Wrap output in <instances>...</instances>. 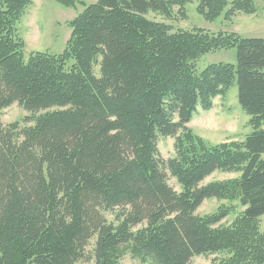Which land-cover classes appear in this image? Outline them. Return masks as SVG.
I'll return each mask as SVG.
<instances>
[{
    "label": "trees",
    "instance_id": "16d2710c",
    "mask_svg": "<svg viewBox=\"0 0 264 264\" xmlns=\"http://www.w3.org/2000/svg\"><path fill=\"white\" fill-rule=\"evenodd\" d=\"M57 1L85 5L65 49L26 59L16 26L32 1L0 0V110L18 103L33 122L0 119V264H120L125 246L144 264L220 252L230 254L220 264H264V38L148 17L186 18L191 0ZM198 11L213 21L257 7L198 0ZM232 47L237 65L197 71L203 55ZM235 78L254 131L208 145L187 124ZM161 136L176 137L174 157L161 156ZM218 170L241 175L202 184ZM209 198L244 209L216 226L233 205L198 215Z\"/></svg>",
    "mask_w": 264,
    "mask_h": 264
},
{
    "label": "rangeland",
    "instance_id": "374dc122",
    "mask_svg": "<svg viewBox=\"0 0 264 264\" xmlns=\"http://www.w3.org/2000/svg\"><path fill=\"white\" fill-rule=\"evenodd\" d=\"M32 3L26 9L20 22L17 24V34L25 42L26 59L32 52H48L51 54L61 53L71 35L70 21L85 8L81 2L76 6H67L57 0H31ZM86 4L97 0H78ZM257 12L255 14L236 13L231 18H226L222 13L213 21H208L198 11V0H191L186 5L187 17L177 14L173 19H165L163 16L150 13V19L165 21L172 24L173 30L201 28L210 33L235 32L241 37L264 38V0H255ZM229 7L226 8V10ZM237 47L218 49L203 55L197 61V71L201 72L208 65L213 63H231L237 65ZM95 73L99 74V64L95 66ZM32 115L23 106L14 103L11 106L0 110V119L4 125L19 122L20 126L32 125L33 122H25L26 116ZM251 115L242 107L239 102L238 81L235 78L233 84L224 95L213 98V106L204 110L200 106L194 112L192 119L187 124L194 134L201 137L208 145L224 142L244 140L247 135L254 131L250 123ZM176 137H159L158 147L162 157L168 159L175 156ZM264 157V155H263ZM241 172L215 171L207 177L202 184L212 181L228 180L239 177ZM170 184L180 191L175 178L170 177ZM233 205V206H231ZM231 206L230 213L224 217L219 224L228 226L241 214L244 207L239 202H231L225 199L209 198L204 200L196 213L200 216L214 214L221 207ZM111 219V216L108 215ZM260 230L264 231V215L259 220ZM95 240H91L86 249V255H91ZM120 264H144L139 258L133 256L130 246H125ZM230 256L226 252L195 256L190 264H220ZM77 264H93L86 258ZM149 264V263H147Z\"/></svg>",
    "mask_w": 264,
    "mask_h": 264
}]
</instances>
